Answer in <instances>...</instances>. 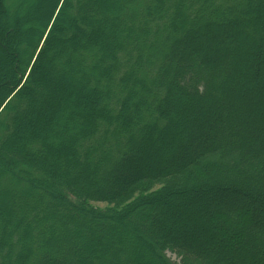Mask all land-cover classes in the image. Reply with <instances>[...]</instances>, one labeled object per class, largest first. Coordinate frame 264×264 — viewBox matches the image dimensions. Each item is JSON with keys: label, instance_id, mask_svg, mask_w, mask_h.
Here are the masks:
<instances>
[{"label": "trees", "instance_id": "trees-1", "mask_svg": "<svg viewBox=\"0 0 264 264\" xmlns=\"http://www.w3.org/2000/svg\"><path fill=\"white\" fill-rule=\"evenodd\" d=\"M23 2L0 0V264H175L166 248L198 264H264V0H48L39 36L8 26ZM212 102L223 137L206 144L193 119L169 161L116 185ZM250 183L260 189L222 220L191 206L233 205ZM172 201L184 205L178 231L157 218Z\"/></svg>", "mask_w": 264, "mask_h": 264}, {"label": "rangeland", "instance_id": "rangeland-1", "mask_svg": "<svg viewBox=\"0 0 264 264\" xmlns=\"http://www.w3.org/2000/svg\"><path fill=\"white\" fill-rule=\"evenodd\" d=\"M47 1L48 0H24L23 4L21 5V8L19 10L20 15H18L20 18L18 21L15 20V18H7L6 21L8 22L9 27H13V29L16 31V28H18V23L20 24V28L24 29L25 27H28V30L25 32V34L29 35H35L37 34L38 36L41 34L42 29L44 28L48 18L50 17L55 3L47 9ZM6 45V44H5ZM5 47V46H4ZM3 49L5 50L6 48ZM6 51V50H5ZM203 50H199L200 53H202ZM237 58L240 55H235L234 57ZM38 67H46L45 63L40 60L38 61ZM264 66V62H263ZM58 78V76H56ZM48 93L51 92L48 89L46 90ZM45 96H40L35 99V104L42 103L44 100ZM172 100L175 104H179L181 101L189 102L190 104L192 103V100H189V98H185L177 93V91L173 92L172 95ZM210 108V113L207 115V117H204L200 114V112L197 109L190 108L189 112L186 115V118H184L183 121H179L175 123V127L177 128V133L176 137H172V140L175 141L176 144H170V146H162L160 149H155L152 154H148L147 158H140L137 159L135 162H129L125 166H123L118 172H117V183L116 185L118 187L121 186V184L127 180H130L132 175L137 172L138 174L143 171L147 166H154V165H162L165 164L167 161H169L172 156L175 154V152L179 149L180 144L183 145V143L180 142V138H182L185 134H188L190 128L194 126L195 124L193 123V119H196L200 121V125L202 128H204V137L203 140L206 144L210 143L213 140H216L220 137H223L226 132L224 129L220 127L219 123V116H222L220 113V110L214 106V103L212 102L209 106ZM32 114L29 115L25 120L21 122V128L24 129L25 127L29 128V124L33 125L34 123V117L37 116V113L35 109L32 108ZM55 115H60V118H64L65 116L68 115V111L64 110V108H61L57 111H55ZM221 119L223 117H220ZM55 123V122H54ZM196 123V122H195ZM58 125L57 123H55ZM53 124V125H55ZM27 128V129H28ZM200 128V127H199ZM201 130V128H200ZM202 131V130H201ZM198 132V131H197ZM261 142V141H260ZM259 145L264 147L261 143ZM190 146H194V143H191ZM220 157V156H219ZM219 157L216 159L214 158H208L207 160H218ZM89 179V178H88ZM90 181V179H89ZM85 183V181H82V184ZM251 187H246L245 190V196H240L236 194L235 192L230 193L229 198L233 200V205L230 203H227L225 199H208L205 201V199H191L190 203L191 206H194L195 208L201 207L204 215L209 218L211 216H218L220 217V214L223 209H230L232 211H235V207L237 205H246L247 202L250 200L252 196H254V191H258L260 187H254V184H249ZM262 192V193H261ZM261 194H263V190L260 191ZM89 205L99 211H105L109 208H111V204L107 202H89ZM184 205H179L177 201H172L170 204V211L169 210H164V212L160 215L157 216L160 220L163 221V224L165 226V229L170 231L174 229L175 231L180 230L179 227L180 225L177 224V220L179 218L185 219V210L183 209ZM264 208H262L263 210ZM174 213V215H173ZM146 216V215H145ZM156 216V215H155ZM154 216V218H155ZM170 216H172V219H170ZM188 218V217H187ZM256 220L259 221V231H262L264 229V221H262L261 218L255 217ZM191 221H193L192 218H189ZM222 220V218L220 217ZM219 219V220H220ZM172 220H175L174 224H171L170 222ZM187 220V219H186ZM191 223V222H190ZM185 228V231L187 233H190V242H198L202 245L214 246V235L212 236H203V234L200 236L196 235L195 233H199L197 230L191 231V227L188 229L186 226H183ZM182 227V228H183ZM200 228H204L200 226ZM205 229V228H204ZM250 236V235H249ZM216 237H219L216 236ZM216 239V238H215ZM219 239H222L221 237ZM218 240V239H217ZM216 242V241H215ZM165 254L168 259H170L173 263L175 264H198L194 262L193 260H188L185 256H182L181 254L177 253L176 251L169 250L168 248L165 249Z\"/></svg>", "mask_w": 264, "mask_h": 264}]
</instances>
